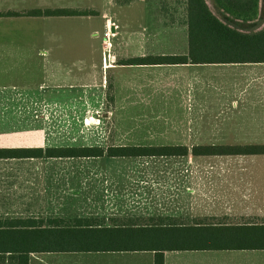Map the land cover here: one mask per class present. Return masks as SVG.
Here are the masks:
<instances>
[{
	"label": "crops",
	"instance_id": "0c3cea01",
	"mask_svg": "<svg viewBox=\"0 0 264 264\" xmlns=\"http://www.w3.org/2000/svg\"><path fill=\"white\" fill-rule=\"evenodd\" d=\"M172 3L173 6H170ZM65 4L68 8L69 3ZM45 6L42 9L51 8ZM87 9L103 21V35L107 31V24L117 25V28L111 29L114 32L112 38L109 36L107 39L110 45L108 47L105 44L101 45L102 57L108 50L114 55L116 62L104 67L101 57V69L105 72L129 69L132 78L129 83L132 88L130 90L137 99L144 98V94L160 93L162 87L168 88L170 93L176 92L182 99L183 108L188 112L185 113V117H188L186 123L188 128L186 131L184 129V132H191L197 139L200 131L196 129L190 131L188 125L192 123L189 118L201 116L200 100L203 98L204 82L209 86L213 83L214 90L220 91L214 100L218 103L217 116L223 107H226V123L213 124L215 129L211 128L213 139L209 144H264V63L138 64L133 61L148 55L187 53L186 0H105L100 9L94 6ZM8 10L21 12L27 8L0 9V12ZM21 16L26 15L0 16V22ZM167 33L179 34L182 46L173 45L166 48L159 46L161 41L168 40ZM2 35L0 32V148L64 146L31 145L13 139L14 135L11 134L28 133V115L25 106L19 107L15 103L24 95L21 92L7 90L26 88L27 83L22 76L26 75L28 48L20 44L7 45ZM107 41L104 38L102 40L104 43ZM53 51L69 54V47H54ZM53 65L64 66V57H54ZM16 67L19 69L18 77L14 76ZM21 68H24L23 75ZM223 71H227L228 75H221ZM66 74L69 75V72ZM55 84L64 85L58 82ZM113 85L115 88L113 97L115 100L122 99V94H119L114 81ZM194 110L198 113L192 114ZM55 112L62 114V109L56 108ZM180 117L183 118L182 114ZM38 126V131L42 132L43 125ZM30 139L28 141H31ZM179 144L189 149L194 145H200L197 142ZM69 159L74 158H0V226L25 229L35 225L57 229L73 227L80 220L109 226L114 218L123 221L157 215L177 216L179 221L186 223L201 217L208 218L210 222L221 218V221L233 224L264 221V154L214 156L190 154L181 157L178 161L180 168L178 184L181 191L176 208L172 209L169 204L155 208L153 203L142 202L143 207H127L129 208L127 211L122 205L117 206L123 199V195L119 193L121 186L110 192L113 197L106 199L110 210L96 208L86 210L83 206H76L75 196L78 193L74 190L75 174H69L66 169L65 174L59 175L52 171L48 172L43 166L51 164V160ZM84 197L87 201L89 196ZM148 203L151 208L148 207ZM154 256L155 252L149 250L48 251L31 253L28 264H154ZM163 259L164 264H264V249L164 251Z\"/></svg>",
	"mask_w": 264,
	"mask_h": 264
},
{
	"label": "rangeland",
	"instance_id": "374dc122",
	"mask_svg": "<svg viewBox=\"0 0 264 264\" xmlns=\"http://www.w3.org/2000/svg\"><path fill=\"white\" fill-rule=\"evenodd\" d=\"M104 1L0 0V9L43 8L45 5L51 8H67L65 2L69 3L68 8L85 10L94 6L100 9ZM206 2L214 14L227 22L229 19L227 16L220 13L210 0ZM170 6H173V3ZM260 16L264 22V0H261ZM0 30L7 45L20 44L28 48L26 75L22 76L25 77L26 88L7 90L21 92L24 95L15 103L19 107L25 106L28 115V133L11 134L14 135V140L19 139L22 143L25 141L31 145L41 146L106 147L111 144L185 142L209 144L213 139L211 132V128L215 129L213 124L226 123V107H223L217 116L218 103L214 100L220 91L214 90L213 83L209 86L204 82L203 98L200 100L201 116L189 118L192 123L188 125L190 131L193 129L200 131L196 139L191 132H184V129L186 131L188 128L186 127L188 117H185V113L188 112L183 108L182 99L176 92L170 93L168 88L162 87L160 93L144 94V98L137 99L130 90L132 88L129 84L131 81L129 69H114L109 72L101 69V45L106 44L102 40L104 38L107 41V38L103 35V21L97 15L21 16L0 22ZM166 35L168 40L164 39L159 46L163 48L182 46L179 34ZM54 47H69V54L63 51L54 52ZM112 56L114 55L111 54ZM54 57H64V66L53 65ZM23 70L24 68H21L22 75ZM15 71L14 76L18 77V67ZM223 72L221 75H228L227 71ZM113 81L118 87L119 94H122V99L115 100L113 97L115 89ZM56 82L64 85L57 86ZM144 89L146 91V88ZM56 108H61L62 114L68 118L57 114ZM195 112L198 113L194 110L192 114ZM181 114L183 118L180 117ZM38 125H43L42 132L38 131ZM29 139L31 141H28ZM180 158L138 157L106 160L101 157L51 160V164L43 166L48 172L52 171L59 175L65 174L66 169L69 174H75L74 190L78 193L75 196V204L83 206L86 210L91 208L110 210L106 199L114 196L110 192L118 186H121L119 193L123 195V199L117 206L122 205L125 211L130 207H143L142 202L153 203L155 208L169 204L174 209L179 202L181 191L178 184ZM84 195L89 196L87 201L84 200ZM150 203L149 208L152 207ZM145 207L147 208V205Z\"/></svg>",
	"mask_w": 264,
	"mask_h": 264
},
{
	"label": "trees",
	"instance_id": "16d2710c",
	"mask_svg": "<svg viewBox=\"0 0 264 264\" xmlns=\"http://www.w3.org/2000/svg\"><path fill=\"white\" fill-rule=\"evenodd\" d=\"M227 22L209 8L206 0H186L188 51L186 54L144 56L140 64L264 63V22L261 0H210ZM89 9L31 8L0 12V16H78ZM263 24L261 27L260 25ZM245 29V30H243ZM130 63V62H128ZM264 154V144L73 145L0 148V158L70 157L74 159L184 157ZM215 219V218H214ZM213 219V220H214ZM264 249V221L210 222L208 218L181 222L177 216L157 215L118 220L109 226L78 221L69 228L0 226V264H28L31 253L48 251H154V264H164V251Z\"/></svg>",
	"mask_w": 264,
	"mask_h": 264
},
{
	"label": "built area",
	"instance_id": "2783aa9c",
	"mask_svg": "<svg viewBox=\"0 0 264 264\" xmlns=\"http://www.w3.org/2000/svg\"><path fill=\"white\" fill-rule=\"evenodd\" d=\"M112 28H117V25L113 23L107 24V31L105 32V36L107 39L109 38V36L114 35V32L111 30ZM105 45L108 47L110 43L107 41ZM106 52L107 54H104L102 57V63L104 67L111 66L114 63V56L111 57V54L108 52V50Z\"/></svg>",
	"mask_w": 264,
	"mask_h": 264
}]
</instances>
